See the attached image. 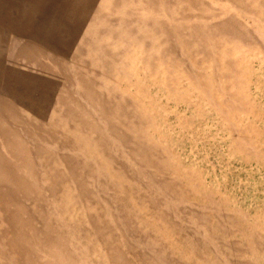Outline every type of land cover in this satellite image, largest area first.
<instances>
[{"label":"rangeland","instance_id":"obj_1","mask_svg":"<svg viewBox=\"0 0 264 264\" xmlns=\"http://www.w3.org/2000/svg\"><path fill=\"white\" fill-rule=\"evenodd\" d=\"M22 1L0 0V264H264V0H88L33 55Z\"/></svg>","mask_w":264,"mask_h":264},{"label":"crops","instance_id":"obj_2","mask_svg":"<svg viewBox=\"0 0 264 264\" xmlns=\"http://www.w3.org/2000/svg\"><path fill=\"white\" fill-rule=\"evenodd\" d=\"M16 1L17 0H14L13 4ZM87 1L88 0H86L84 3H79V2H69L67 0H64V2H67L66 3L67 5L63 7L62 4L64 2L58 3L52 0H23L20 3L21 6L19 8H15V10L17 9L21 10L24 17H26L25 14L29 13L31 9L33 10L31 15L34 17L33 20L34 22H31L30 27L27 30L25 27L26 23H22V27L20 29L23 34L22 45L27 43L26 39L28 37L30 48L31 45L34 46L32 52H30V55H33L35 46L38 44H42L44 48H46L47 50L49 48L52 49L63 48V47L66 48L65 44L67 45L70 42L76 43L77 40L79 39L81 32L79 31L80 32L79 33L78 31H74L73 35L69 36L70 34L69 31H71L70 28L79 25L81 22L85 23L86 18L88 16H91L89 12L86 11V9L90 7L87 4ZM58 5H60L59 9L72 7L74 8L75 10L74 13L76 14L85 13V16H81L80 14V16L84 17V19H79L80 21L75 20L73 14L70 15L65 10L64 14L70 16L71 21L62 20L61 14L63 13H61L60 11H55V12L50 11L51 8L59 10L57 7ZM8 45H10V42ZM15 45L16 44H14V46ZM22 45H16V47L19 48Z\"/></svg>","mask_w":264,"mask_h":264},{"label":"bare ground","instance_id":"obj_3","mask_svg":"<svg viewBox=\"0 0 264 264\" xmlns=\"http://www.w3.org/2000/svg\"><path fill=\"white\" fill-rule=\"evenodd\" d=\"M15 40V39H14ZM17 42V41H16Z\"/></svg>","mask_w":264,"mask_h":264}]
</instances>
